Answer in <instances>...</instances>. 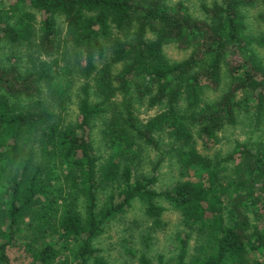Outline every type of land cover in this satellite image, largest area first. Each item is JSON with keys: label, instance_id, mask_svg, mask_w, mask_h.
<instances>
[{"label": "trees", "instance_id": "obj_1", "mask_svg": "<svg viewBox=\"0 0 264 264\" xmlns=\"http://www.w3.org/2000/svg\"><path fill=\"white\" fill-rule=\"evenodd\" d=\"M1 1L0 42L13 47L53 56L63 20L82 84L77 121L64 125L55 105L63 110L71 81L57 59L40 71L0 66V264H11L10 245L29 264H109L94 246L105 227L139 201L159 228L162 200L188 230L167 264H264V64L254 52L264 49V0H215L199 16L168 0ZM25 9L41 14L39 31ZM171 45L190 56L171 61ZM142 104L161 112L143 120ZM243 116L253 136L228 159L198 150ZM96 121L110 149L103 163ZM163 137L187 179L159 193L158 177L135 168L143 145L161 153ZM138 264L152 262L143 254Z\"/></svg>", "mask_w": 264, "mask_h": 264}, {"label": "rangeland", "instance_id": "obj_2", "mask_svg": "<svg viewBox=\"0 0 264 264\" xmlns=\"http://www.w3.org/2000/svg\"><path fill=\"white\" fill-rule=\"evenodd\" d=\"M215 0H168L170 5L183 3L189 9V12L195 16L201 14V5H211ZM2 8L11 7L16 3V0H2ZM34 13L36 19L34 25L37 31L41 25V14L30 9H25ZM257 12L252 10L248 16V26L250 32L258 33V29L252 25V16ZM59 35V50L53 56L48 57L39 54L37 49H29L26 47H13L6 42H0V66L10 68L16 66L20 71L36 70L40 71L42 63L52 65L54 60L59 61L58 72L62 78L69 79L71 86L66 93V101L63 104V110L56 104L55 109L59 114V119L64 125H72L77 121L79 114V95L82 81L77 74L78 64L80 59L75 56V52L70 43L67 42L66 25L63 20H58ZM166 56L174 62H180L190 56L188 51L179 50L176 46H168L165 49ZM254 52L256 57L264 64V49L255 47ZM66 53V54H65ZM68 60V62H67ZM69 69V70H67ZM55 76V74L53 73ZM63 84V83H62ZM48 94L46 88H43ZM49 96V95H48ZM48 98V97H47ZM141 104V103H139ZM142 104L136 105L139 110L137 115L147 120L157 116L161 109L151 108ZM60 108V109H59ZM241 124L236 127H230L220 134V141L209 151H205L200 142L197 146L202 154L207 155L211 159H228L229 156L236 150L238 142L246 143L253 136L254 123L251 124L249 119H241ZM161 138H159L160 140ZM93 149L100 162L103 163L108 158L110 149L102 139L100 134V122H95L94 130L92 131ZM161 153L143 145L140 162L137 164L135 171L137 175L146 174L149 177H158V182L153 189L159 193H163L173 188L180 180L184 181L187 177H182L180 174L177 155L174 152V146H171V141L163 137ZM204 150V151H203ZM137 177V176H135ZM161 204L166 208L159 228H152L151 221L145 215L144 206L141 202L136 201L132 207L123 215L119 216L110 222L104 229L103 234L94 242V246L100 251L99 255L103 257L109 264H138L140 257L145 254L152 264H167L173 261L179 253L180 236L188 230L183 224L182 217L179 212L175 211L166 201H161ZM230 208L225 209V219L227 223L231 222ZM199 242L197 234H193L188 242L189 257L197 254ZM7 254L11 264H29L30 260L19 246L10 245L7 248Z\"/></svg>", "mask_w": 264, "mask_h": 264}]
</instances>
